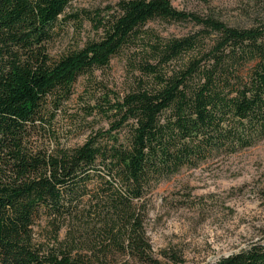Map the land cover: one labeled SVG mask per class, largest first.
Returning a JSON list of instances; mask_svg holds the SVG:
<instances>
[{
	"label": "trees",
	"instance_id": "1",
	"mask_svg": "<svg viewBox=\"0 0 264 264\" xmlns=\"http://www.w3.org/2000/svg\"><path fill=\"white\" fill-rule=\"evenodd\" d=\"M71 1L0 0V264H185L152 249L149 199L182 168L264 140V18L239 27L175 0H117L95 14L97 39L52 59ZM157 18L198 28L162 37L144 29ZM126 48L141 74L133 85L86 91L68 111L78 78ZM203 264H264V226Z\"/></svg>",
	"mask_w": 264,
	"mask_h": 264
},
{
	"label": "rangeland",
	"instance_id": "2",
	"mask_svg": "<svg viewBox=\"0 0 264 264\" xmlns=\"http://www.w3.org/2000/svg\"><path fill=\"white\" fill-rule=\"evenodd\" d=\"M117 0H72L60 16L58 34L49 44L52 59L99 37L95 14ZM178 9L211 14L233 26L248 27L264 18V0H175ZM198 28L191 21L154 19L144 29L162 37L182 36ZM186 59V57H183ZM182 59V60H183ZM134 48L115 54L108 65L80 76L68 111L80 110L86 91L123 94L140 77ZM99 90V91H98ZM94 127L106 126L98 115ZM88 131L70 144L83 142ZM264 140L231 155H221L195 168H182L161 181L149 199L145 222L152 249L176 251L185 264L214 262L258 239L264 226ZM201 201V204H197ZM196 203L179 206L180 203ZM165 261V260H164ZM173 264V263H169Z\"/></svg>",
	"mask_w": 264,
	"mask_h": 264
}]
</instances>
